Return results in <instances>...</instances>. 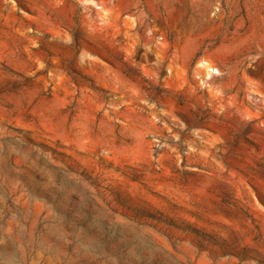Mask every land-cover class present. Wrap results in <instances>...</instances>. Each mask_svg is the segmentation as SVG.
I'll return each instance as SVG.
<instances>
[{
    "label": "rangeland",
    "instance_id": "1",
    "mask_svg": "<svg viewBox=\"0 0 264 264\" xmlns=\"http://www.w3.org/2000/svg\"><path fill=\"white\" fill-rule=\"evenodd\" d=\"M0 264H264V0H0Z\"/></svg>",
    "mask_w": 264,
    "mask_h": 264
}]
</instances>
